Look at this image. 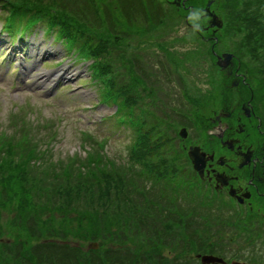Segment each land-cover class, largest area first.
Returning a JSON list of instances; mask_svg holds the SVG:
<instances>
[{
  "label": "rangeland",
  "instance_id": "rangeland-1",
  "mask_svg": "<svg viewBox=\"0 0 264 264\" xmlns=\"http://www.w3.org/2000/svg\"><path fill=\"white\" fill-rule=\"evenodd\" d=\"M48 1L54 3L63 1L70 4L80 20H84L82 17L84 15L91 21L93 28L88 26L86 34L94 33L101 38L102 42L107 40L110 55L99 60V63L111 66L112 72L107 75L108 78L113 76L116 80H123L128 93L132 94V104L138 116L147 121L150 128L152 127L149 143L151 145L155 142L159 143V148L153 151L155 153H148L144 161L151 166L155 164L152 166L155 170L156 166L166 158L169 164L177 168V172H192L191 164L185 158V151L182 150L183 147L178 145L181 140L178 133L185 127L188 141L191 143L200 142L201 134L194 130L191 126L193 123L188 119L185 121L183 116L189 115L192 119L196 117L200 120L217 105L223 93L228 94L229 99L237 95L235 87L225 79V74L215 65L214 57L209 54L211 40H202L195 28L190 25L195 22L197 15L187 20L185 14L189 10L179 9L178 11L167 0H136L137 4L133 0ZM206 1L196 0L195 6L193 5L195 14L200 12ZM222 1L225 3L226 0ZM244 1L236 9L240 11L243 8L241 19H235L234 16L229 22L225 15L228 16L231 11L228 9V12L223 11L226 7L220 4L221 0L212 1V9L215 8L222 15L223 21L222 28H219V41L216 48L219 51H230L233 54L234 64L239 62L240 66L236 70L238 75H235V78L239 76L238 82L243 96L248 98L254 95L252 98L264 127V43L248 34L250 28H255L253 21L250 20L252 17L259 19L260 26L264 25V0H246L247 5ZM147 3L155 7L159 16L155 18L150 16L153 12L148 9ZM139 4L143 7L141 8ZM137 13H142L143 17ZM131 18H134L137 23L135 24ZM0 19H4L3 15ZM131 23L135 25L130 32V29L126 30L125 26ZM2 34V37H5L4 33ZM27 35L33 41V47L32 56L28 57L29 61L23 68L26 76L21 78L20 72L14 71L13 65L10 69L7 68L9 60L5 59L6 53L3 54L4 58L0 57V123L6 125L13 112L27 110L26 116L33 121L36 118L41 121H55L54 131H57V135L53 141H50V146H54L51 154L53 160L63 158L61 160L64 162L77 157L85 159L89 154L82 150L80 144L85 148L91 145L97 147L96 144H98L99 152L95 153V156L101 154L104 161L109 165L113 163L114 167L115 164L117 167L125 168L126 165L129 167L127 158L129 152L133 153L130 145L134 141V133L128 125V118L120 116L122 113L110 117L116 111L115 107L108 101H103L105 95L101 89L103 87L100 88L96 84L98 80L96 71L92 70L90 74L89 69H94L95 63L88 61L91 63L88 68L84 66L82 60L74 62L75 55L68 53L70 56L68 58L66 50L59 45L58 41L52 40L50 34L43 35L36 27L28 31ZM248 36L251 42H248ZM0 47L2 51L15 52V49L7 44L4 46L0 44ZM79 57L81 58V55ZM62 65L68 67L67 71H70L68 74H56ZM42 72H48L49 77L40 80L38 75ZM105 116H109L111 121L104 119ZM119 117H122V120ZM151 124L154 127L150 126ZM81 129L93 138L88 140V144L81 143ZM163 141L166 142L163 144L161 143ZM101 161L99 159V162ZM146 162H143V169L146 168L144 166ZM104 165L108 167V164ZM146 170L144 177L138 175L139 181L144 182V178L154 174V170ZM139 193L134 192V195L129 193L124 204L119 203L113 193L112 196L109 195L111 201L109 208H99L96 204L95 207L88 209L98 212L101 210L116 212L117 207L120 209L144 208L142 205L144 201H141ZM139 195L143 198L142 193ZM60 199H62L61 196ZM60 199H56L51 194L40 193V197H35L34 200L38 204L36 208H44L45 205L54 208L61 204ZM221 199L226 203L225 195ZM54 201L55 204H52ZM14 203L16 204L13 206L17 208V201ZM80 210L84 211L87 208H80ZM199 210L200 212L193 217H188L191 223L187 229L174 224L166 234L158 235L157 243L153 241L154 231L148 234L144 229L141 232V238L135 236L132 241L126 242L128 250L135 252V248L139 247L141 255H153L146 264H197V252H206L216 257L218 255L226 264L225 259L232 253H238L242 257L241 260H245L244 250L260 253L259 239L250 241L227 225L225 217H230L229 213L224 216L221 215V209L204 206ZM3 212L5 215L7 211L3 210ZM231 220L233 221L232 217ZM227 221L230 223L229 220ZM8 224L5 221L2 224L3 229L8 228ZM146 234L148 236L145 237ZM191 241L192 247L189 245ZM67 242L82 246L83 249L104 248L105 244L120 245L119 241H107L101 235L95 241L69 239ZM92 242H96L95 246H90ZM157 258L159 261H156Z\"/></svg>",
  "mask_w": 264,
  "mask_h": 264
},
{
  "label": "trees",
  "instance_id": "trees-1",
  "mask_svg": "<svg viewBox=\"0 0 264 264\" xmlns=\"http://www.w3.org/2000/svg\"><path fill=\"white\" fill-rule=\"evenodd\" d=\"M133 1L137 4L136 0ZM55 2L45 3L41 8V4L35 2L34 6L31 5L41 10L44 16L60 23L62 27L65 26L68 39L77 44V48L83 43L86 45V51L82 52L83 57L92 59L95 63V69L103 75L102 82L109 87V94H116L119 108H127L133 101L126 84L113 76L108 78L107 75L112 72L111 66L99 63V60L110 55L107 40L102 42L100 37L91 33L90 36L99 44L96 45L91 40L86 44L80 37L87 38L85 31L88 26L93 28L91 21L83 15L84 20L77 22L74 16L65 10L61 1ZM221 2L220 4L226 7L223 11H231L228 16L225 15L228 22L234 16L235 19H241L243 8L240 11L236 9L243 4V0ZM244 4L247 5L246 0ZM139 6L143 7L142 4ZM148 9L153 12L150 16H159L155 7L149 6ZM51 12L63 16L72 25L69 27L61 17ZM250 20L255 28H250L248 34L264 43V25L260 26L259 19L252 17ZM125 27L129 30L134 25L131 23ZM247 40L251 42L249 36ZM109 101L112 102L111 98ZM52 137L54 130L51 124L46 126L45 121H33L26 116V112H15L9 118L8 124L0 123V264H146L153 255H141L139 247L135 248V252H131L126 245L127 241H132L135 236L141 238V232L145 229L148 234L154 231L153 241L157 243L158 235L166 234L174 224L187 229L191 223L188 217H193L202 209L196 208L195 205L200 207L201 201L206 205L213 201L198 196L197 188H190L192 178L178 181V174L180 176L182 172H177V168L169 164L168 159L162 160V163L156 166L157 174L144 178V182L139 181V176L144 177V159H147L148 153H155L153 151L159 148L158 143H149L150 136L147 134L143 136L137 150L129 152L127 159L130 166L126 165L125 168L117 167L116 164L114 167L113 163L109 165L101 154L95 156L94 154L99 152L96 143L97 147L91 145L86 149L89 155L85 159L77 157L64 162L61 160L63 158L53 160L52 150L43 146L48 138ZM92 139L90 135L89 140ZM93 141L91 143H94ZM99 159L102 161L99 162ZM148 160L150 161V158ZM104 164H108V167ZM134 192L143 194V198L139 194L138 196L144 201V208L117 207L116 212L88 209L96 204L99 208H109V195L112 196L113 193L115 199L124 204L128 194L134 195ZM40 193L51 194L56 199L61 196V204L54 208L46 205L44 208H36L38 204L34 199L39 198ZM178 198L182 203L178 202ZM14 201H17V208L13 206L16 204ZM52 204H55V201ZM80 208L87 210L82 211ZM3 210L7 211L5 215ZM5 221L9 224L8 228L3 229L2 224ZM99 235L107 241H119L120 245L105 244L104 248L98 247L100 250H97L90 249V246L89 249H83L82 246L67 242L69 239L95 241L99 239ZM192 244L191 241L190 247Z\"/></svg>",
  "mask_w": 264,
  "mask_h": 264
},
{
  "label": "flooded vegetation",
  "instance_id": "flooded-vegetation-1",
  "mask_svg": "<svg viewBox=\"0 0 264 264\" xmlns=\"http://www.w3.org/2000/svg\"><path fill=\"white\" fill-rule=\"evenodd\" d=\"M168 1L177 9H188V13L185 14L187 20L197 15L194 23L186 22L195 28L202 40H211L210 56L214 57V63L221 62V66L215 65L225 74V79L235 87L237 94L236 97L229 99L228 94L223 93L208 115L200 120L193 117L194 125L191 126L201 134L200 142H189L186 131V135L180 138L178 145L183 147L182 150L186 155L191 151L197 155L201 153L204 157L203 160L198 159L199 164L204 162L203 176L198 175V172L192 168L190 159H186L191 164L190 171L197 178V183L212 189L217 197L226 196L228 205L218 209H221V215L230 214V217H225L227 225L233 227L239 235L243 234L248 240L254 241L257 238L262 243L258 242L260 253L244 250L245 260H241L242 257L238 253H232L225 259L226 264H264V127L252 98L254 95L248 98L243 96L238 82L239 76L235 78L240 64L235 67L233 57L225 61L222 56L225 51L216 48L219 29L209 25L210 15L206 11V8H209V11H216L211 7L213 2L207 0L200 12L195 14L194 10L191 12L194 9L193 0ZM219 20L216 19L215 24H218ZM222 60H224L223 65ZM205 214L208 215L206 212ZM226 219L232 222L229 223ZM202 255L210 254L197 252V264H204L201 262Z\"/></svg>",
  "mask_w": 264,
  "mask_h": 264
},
{
  "label": "bare ground",
  "instance_id": "bare-ground-1",
  "mask_svg": "<svg viewBox=\"0 0 264 264\" xmlns=\"http://www.w3.org/2000/svg\"><path fill=\"white\" fill-rule=\"evenodd\" d=\"M14 2H16V4ZM34 2L39 4V5L43 3L41 0H36V1H33V2L30 1V0H0V13H2V15L4 17L2 24H4L5 26L10 25L12 28H15V29H18V30L20 29L22 24L26 23V22H27V26H32L36 22L37 18L42 13L41 10H39V9H37L35 7H32ZM63 7L67 11L71 12V14L77 20V22L80 20V19H78V16L74 13V11L71 9L70 4L65 2ZM51 14H54V15H57L58 17H61L66 22V24L69 25V27L72 25L69 20H67L63 16L59 15L58 13L51 12ZM2 15L0 14V17ZM125 29L127 30V27H125ZM96 30H99V29L96 28ZM21 34H22L21 31L9 32V35H8L9 42L18 41V37ZM85 36L87 38L80 37V39L82 41H84L86 44L89 43L90 40L94 41L96 45L99 44V42L96 41L89 34L85 33ZM40 50H42V49L40 48ZM67 70H68V67L66 65H62L60 67V69L57 70L56 74H68L70 71H67ZM48 75H49L48 72H42V73L39 74L38 77L41 80L45 76L47 77ZM181 129H185V127L181 128Z\"/></svg>",
  "mask_w": 264,
  "mask_h": 264
},
{
  "label": "water",
  "instance_id": "water-1",
  "mask_svg": "<svg viewBox=\"0 0 264 264\" xmlns=\"http://www.w3.org/2000/svg\"><path fill=\"white\" fill-rule=\"evenodd\" d=\"M215 18H216V16L213 15V19L211 20L210 25H214V24H215V20H216ZM217 25L220 26L221 24L218 22ZM223 56L225 57V61H229V58L231 57V54H230V53H224ZM190 155H191V154H190ZM194 161H195V160H194ZM195 167H196V165H195ZM196 168H197V167H196ZM200 173H201V171H200ZM94 246H95V245H94ZM201 261H202L203 263H218V262H221V263L225 264V263L222 261L221 258L216 257V256H213V255H203V256H201Z\"/></svg>",
  "mask_w": 264,
  "mask_h": 264
}]
</instances>
